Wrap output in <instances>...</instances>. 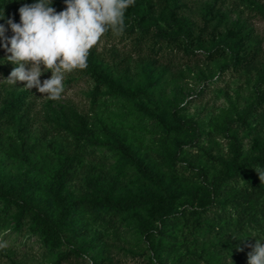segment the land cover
<instances>
[{
	"label": "rangeland",
	"instance_id": "1",
	"mask_svg": "<svg viewBox=\"0 0 264 264\" xmlns=\"http://www.w3.org/2000/svg\"><path fill=\"white\" fill-rule=\"evenodd\" d=\"M145 1L158 5V0H140L138 5ZM250 1L184 0L179 15L190 21L189 35L183 36L181 28H168L167 35L176 39H171L168 46L163 41L160 50L155 47V53L149 50V43H138L136 34L106 32L89 54L93 53L122 84L150 86L148 101L143 97L114 96L105 87L93 99L94 81L88 74L74 70L65 74V90L57 100L41 95L35 88L27 89L23 82L10 85L4 79L15 65L5 59L8 53L0 47V59L4 61L0 68V181L31 169L28 174L34 176L36 188L24 197L46 204L49 213H54L56 207L46 186L51 170L65 155L73 158L74 177L66 190L75 198L93 196L90 179L116 198L150 187L127 161L104 144L84 139L76 143L63 121L58 123L53 118V112H63L69 117L73 113L81 115L93 137L102 143L109 139L104 127L119 135L165 182L182 192L176 216L163 235L154 231L144 237L133 211L114 216L78 209L75 223L80 234L66 233L64 238H69L70 247L79 248L81 255H72L60 264H92L94 259L101 264H159L158 253L160 264H247L250 246L257 239L264 243V216L258 224H241L237 221L239 208L232 203L224 207L225 211L214 207L209 216H203L213 226L212 230L206 226L195 230L177 215L190 209L189 194L196 192L201 199L203 186L222 169V161L230 155V137L237 140L247 155H256L264 139V111L251 113L247 127L238 124L244 109L264 93V0H256L260 13ZM208 4L213 5L210 11ZM219 13L226 16L225 20ZM4 17L15 22L9 15ZM149 17L141 19L150 23L153 31L164 25ZM138 18L139 13L134 10L133 24ZM235 21L249 32L239 54L243 64H234V56L228 50L223 56L210 55L222 33ZM50 75V71H45L41 81ZM148 80L155 84L150 85ZM19 92L23 93L22 118L6 117L1 111L4 100ZM138 101L162 116L166 124H176L175 113L185 123V129L166 130L149 120L138 109ZM23 151L33 162L31 168L21 156ZM174 152L176 162L171 165L169 160ZM243 184L241 179L226 182L220 198L233 200ZM134 212L146 216L144 209ZM15 213L14 209L5 214L0 212V264H56L58 251L43 245L29 230L28 223L21 230L14 228ZM91 239L94 249L82 245ZM68 249L64 245L59 251Z\"/></svg>",
	"mask_w": 264,
	"mask_h": 264
},
{
	"label": "trees",
	"instance_id": "2",
	"mask_svg": "<svg viewBox=\"0 0 264 264\" xmlns=\"http://www.w3.org/2000/svg\"><path fill=\"white\" fill-rule=\"evenodd\" d=\"M140 0H135L136 9L129 7L125 14L124 34L137 35V42L148 44L151 52H156L161 49L163 41L171 42V38L167 35L168 28H181V34L188 36L190 33V21L179 15V10L184 4V0H158V5L150 3L149 1L142 2L138 5ZM35 0H0V14L11 16L15 23L20 22L18 9L25 3H33ZM252 7L260 13V5L256 0L250 1ZM52 6L57 12L64 9V0H53ZM207 11L213 8V5H206ZM134 10L139 13L138 20L133 24ZM150 16L149 20H155L157 24L163 23V26H158L155 31L152 30L150 23L145 22L144 16ZM219 17L225 20V15L219 13ZM6 18L0 19V24H5ZM160 20V21H159ZM159 22V23H158ZM6 36L10 37L12 32L10 29L6 31ZM249 32L244 31V25L235 21L231 27L227 28L223 33L221 39L218 41L217 47L210 55L216 56L226 55V50L234 57V64L240 63V51L247 41ZM240 58V59H239ZM4 62L0 59L1 63ZM242 61L240 64H243ZM78 73L88 74L94 81V90L92 98L99 96V90L105 87L111 95L121 96L127 99H136L143 97L148 99L149 87L144 84L136 85L134 87L124 85L116 80L109 70L102 66L100 62L95 59V55L90 53L87 60V67L84 69H75ZM264 80V78H263ZM150 85L151 83L148 80ZM264 83V81H263ZM22 98L23 93L19 92L11 94L7 97L2 105L1 111L5 113L6 117L22 118ZM138 109L148 117L149 120L161 124L166 130H184L185 123L177 117L174 113L173 117L176 124H166L165 119L155 113L151 107L144 104L143 101L137 102ZM176 107L173 106V111ZM264 111V93L256 96L255 100L248 105L242 114L238 117V124L247 127L248 117L251 113H258ZM53 118L61 123L63 121L65 128L73 136L74 140L80 142L86 140L96 144H104L108 150L118 153L123 160L130 164L136 173L150 184L145 190L135 193L123 198H116L112 196L105 188L98 187L94 179L88 180L92 185L93 196L91 198H75L69 191L66 190L68 182L74 177V163L73 158L69 155L63 156L57 165L51 170L49 182L46 186V191L50 197L51 203L56 207L54 213H49L46 210V204L38 203L36 201L27 200L24 195L26 192L32 191L36 188L34 176L24 172L13 179H2L0 181V212L5 214L14 209L16 213L14 216V228L21 230L24 223L29 224V230L36 234L42 241L43 245L50 250L58 251L56 264L67 260L70 256H80V249L70 247L69 238H64L66 233L71 235H79L77 225L75 223V214L78 209H89L90 212L99 215L101 213L112 214L114 216L122 213L133 211L139 222L140 232L144 237L150 236L154 231L159 235L165 234L168 225L173 222L176 216L174 213L177 207L178 200L182 197V192L173 187L162 179L163 177L153 168L147 165L137 152L119 135L109 131L105 127L104 132L109 139L98 141L93 137V131L87 126L86 120L79 114L73 113L71 117L63 112H53ZM230 155L222 161V169L217 175L213 176L209 183L203 186V196L201 199L197 198L198 193L191 192L189 194V210L181 211L177 215L186 223H191L196 230L207 227L212 230L213 226L204 221L203 216H209L210 211L215 207L224 210L228 203H232L235 208H239L238 222L244 225L258 224L261 217L264 216V181H260L256 169L264 170V139L260 144L259 152L256 155L244 154L243 150L237 140L230 137ZM23 142V140H21ZM179 144V143H178ZM181 146V144H179ZM179 146V147H180ZM22 158L26 161L29 168L33 166L31 158L26 152L21 153ZM177 152H174L172 158L169 160L171 165H175ZM237 179L243 180L244 184L239 190L234 193L233 200L228 197L220 198L226 182H235ZM220 198V199H219ZM136 209H144L146 216L134 212ZM225 211V210H224ZM217 216V215H216ZM211 218V217H210ZM94 240H88L82 244L84 247L94 249ZM68 246V252L59 251L62 246ZM81 245V246H82ZM161 255L157 254V262L161 263ZM92 264H101L99 260H92Z\"/></svg>",
	"mask_w": 264,
	"mask_h": 264
},
{
	"label": "clouds",
	"instance_id": "3",
	"mask_svg": "<svg viewBox=\"0 0 264 264\" xmlns=\"http://www.w3.org/2000/svg\"><path fill=\"white\" fill-rule=\"evenodd\" d=\"M134 2L64 0V9L59 12L52 6L53 0L22 4L19 23L9 18L8 28L0 24V47L8 53L5 59L15 65L4 80L10 85L23 82L27 89L35 88L49 99H59L65 90V74L87 67L90 50L106 32H123L126 10ZM8 29L10 37L5 35ZM45 71L51 75L41 81ZM255 171L264 181V170ZM250 247L247 264H264V243L257 239Z\"/></svg>",
	"mask_w": 264,
	"mask_h": 264
}]
</instances>
